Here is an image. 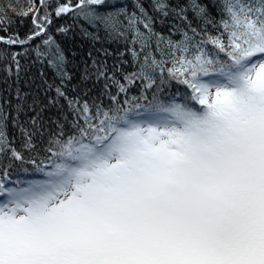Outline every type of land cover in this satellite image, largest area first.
Segmentation results:
<instances>
[{
  "label": "snow or ice",
  "instance_id": "snow-or-ice-1",
  "mask_svg": "<svg viewBox=\"0 0 264 264\" xmlns=\"http://www.w3.org/2000/svg\"><path fill=\"white\" fill-rule=\"evenodd\" d=\"M104 3L65 0L55 15L76 11L109 34L122 35L126 25L141 51L149 47L153 21L138 0L131 13L92 7ZM153 7L168 15L163 0ZM29 11L39 31L0 42L24 45L45 31L39 10ZM225 11L226 40L210 38L215 54L184 33V42L168 40L180 52L171 67L146 54L139 74L125 77L147 80L151 88L150 73L159 69L161 85L175 81L186 94L142 95L122 104L113 96L114 106L97 107L94 115L85 101L78 106L84 126L78 116L76 132L57 138L58 162L47 171L37 166L44 179L6 187L4 170L0 264H264V0H225ZM44 21L51 23L47 13ZM5 22L10 18L0 12ZM19 55L12 54L17 72ZM5 151L23 160L0 136Z\"/></svg>",
  "mask_w": 264,
  "mask_h": 264
},
{
  "label": "trees",
  "instance_id": "trees-1",
  "mask_svg": "<svg viewBox=\"0 0 264 264\" xmlns=\"http://www.w3.org/2000/svg\"><path fill=\"white\" fill-rule=\"evenodd\" d=\"M138 2L153 21L154 35L149 47L143 51L139 42L133 43L134 31L127 29L126 25L121 28L122 35L109 34L103 28L90 24L76 11L56 16V9L65 0H44L43 4L41 0H0V12L6 11L10 18V22L0 24V36L5 40L17 35L25 39L39 31L33 24L30 9L39 10L36 19L45 28L38 37L24 45L0 42V136L23 156V160H17L10 151L0 153V178H3L5 169L8 171L6 187H27L32 181L45 178L42 172L36 170L37 166L47 171L58 162L53 155V152L59 151L57 138L62 134V139H67L76 132L78 116L81 117L80 125L84 126L78 106L85 101L90 115H94L97 107L107 109L114 106L111 100L113 96L122 104L125 99L142 95H147L151 100L153 94L161 98L177 92L181 96L186 94L185 87L175 81L161 85L159 69L150 73L156 81L151 88L146 87L149 83L147 80L138 78L134 83L126 81V76L139 74L146 54H151L157 61H167L164 65L166 69L172 66L173 54L180 55V52L168 47V40L184 42V33H187L193 46L202 47L212 54L216 53V47L210 38L222 37L226 40L227 33L222 24L223 20L228 19L225 0H163L168 10L166 17L153 7L156 0ZM72 3L75 4L76 0H72ZM136 3L137 0H105L103 5L92 7L101 13L116 12L120 8H126L131 13L136 10ZM200 8L206 10L207 16L200 13ZM180 9H183L182 13ZM24 11L29 14L18 15ZM46 13L51 23L44 21ZM139 27L147 34L142 24ZM61 28L66 31H59ZM155 34L163 39H158ZM133 51L138 55L134 56ZM13 53H20L17 57L19 72L12 60ZM101 71L105 73L104 76H100ZM163 78L168 80L167 71ZM113 79L124 84L127 91L120 92ZM106 84L108 88H105ZM157 86L162 87L163 91H158ZM58 87L64 92L63 97L57 95ZM33 118H36L35 123ZM29 136L31 147H26Z\"/></svg>",
  "mask_w": 264,
  "mask_h": 264
},
{
  "label": "rangeland",
  "instance_id": "rangeland-1",
  "mask_svg": "<svg viewBox=\"0 0 264 264\" xmlns=\"http://www.w3.org/2000/svg\"><path fill=\"white\" fill-rule=\"evenodd\" d=\"M2 197H4V196H2ZM3 199H1V195H0V201H2Z\"/></svg>",
  "mask_w": 264,
  "mask_h": 264
}]
</instances>
